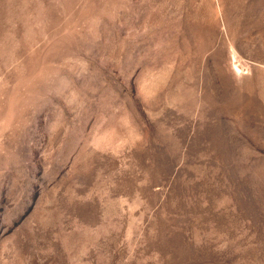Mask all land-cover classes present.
Segmentation results:
<instances>
[{"label":"rangeland","instance_id":"obj_1","mask_svg":"<svg viewBox=\"0 0 264 264\" xmlns=\"http://www.w3.org/2000/svg\"><path fill=\"white\" fill-rule=\"evenodd\" d=\"M0 264H264V0H0Z\"/></svg>","mask_w":264,"mask_h":264}]
</instances>
